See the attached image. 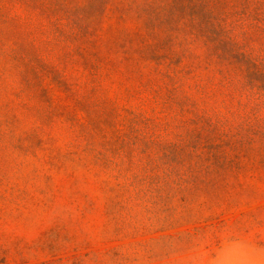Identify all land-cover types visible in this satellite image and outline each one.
I'll return each mask as SVG.
<instances>
[{
    "label": "rangeland",
    "instance_id": "1",
    "mask_svg": "<svg viewBox=\"0 0 264 264\" xmlns=\"http://www.w3.org/2000/svg\"><path fill=\"white\" fill-rule=\"evenodd\" d=\"M239 1L217 3L264 60V0L258 22ZM146 20L0 0V264H264V90L183 21Z\"/></svg>",
    "mask_w": 264,
    "mask_h": 264
},
{
    "label": "trees",
    "instance_id": "2",
    "mask_svg": "<svg viewBox=\"0 0 264 264\" xmlns=\"http://www.w3.org/2000/svg\"><path fill=\"white\" fill-rule=\"evenodd\" d=\"M126 1L123 0V5H128L139 15L147 17L145 21L146 30H150L153 34L162 26V22L164 21H168L175 26H180V23L183 21L184 25L188 28L189 37L194 40L197 38L203 39L207 44H215L216 50L220 51L222 49V52L219 53L221 58L231 60L245 67L251 81L259 82L258 89L264 90V60L259 56H254L253 51L248 52L244 50L236 38L229 33L230 29L228 28L229 23L227 22V18L230 12L229 10L226 11L224 6L218 4L217 0H134L135 6L133 2L127 3ZM255 2V0H240L237 2L240 6L237 8L236 13L245 15L248 18L252 16V13L253 21L258 22L261 19V13L257 10L258 5H254ZM158 43L160 44L161 42ZM159 44L151 45L144 40L143 36L141 49L154 51L151 59L158 62L160 58L156 57L154 53L160 47ZM168 46L169 50L172 51L173 40L168 43ZM125 151L128 152L129 150L122 148L119 150V153L122 154ZM129 154H131V151ZM129 161L133 164L131 159ZM143 170L148 175L146 180H151L150 184L154 186L153 188L157 192L161 193L164 189L171 187L170 178L173 177L172 172L169 171L167 173L164 171L166 173L159 174L160 171L155 170L150 161L144 164ZM138 176L135 177L138 178ZM160 181H163V183H160Z\"/></svg>",
    "mask_w": 264,
    "mask_h": 264
}]
</instances>
